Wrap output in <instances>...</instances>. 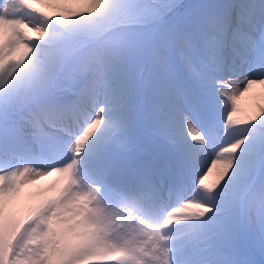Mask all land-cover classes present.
<instances>
[{
  "label": "snow or ice",
  "instance_id": "1",
  "mask_svg": "<svg viewBox=\"0 0 264 264\" xmlns=\"http://www.w3.org/2000/svg\"><path fill=\"white\" fill-rule=\"evenodd\" d=\"M254 87L264 0H0V264H264Z\"/></svg>",
  "mask_w": 264,
  "mask_h": 264
},
{
  "label": "bare ground",
  "instance_id": "2",
  "mask_svg": "<svg viewBox=\"0 0 264 264\" xmlns=\"http://www.w3.org/2000/svg\"><path fill=\"white\" fill-rule=\"evenodd\" d=\"M261 89L259 87H254L250 89L249 92L245 93L239 98V105L242 111H252L255 109L256 105L259 103H264V95H261ZM52 178H48L51 180ZM48 181H44L47 183Z\"/></svg>",
  "mask_w": 264,
  "mask_h": 264
},
{
  "label": "rangeland",
  "instance_id": "3",
  "mask_svg": "<svg viewBox=\"0 0 264 264\" xmlns=\"http://www.w3.org/2000/svg\"><path fill=\"white\" fill-rule=\"evenodd\" d=\"M185 3L187 2H195V0H184ZM209 179H211V177H209Z\"/></svg>",
  "mask_w": 264,
  "mask_h": 264
}]
</instances>
